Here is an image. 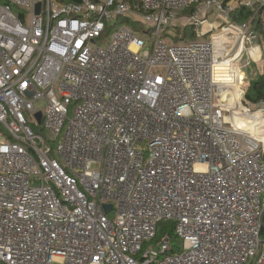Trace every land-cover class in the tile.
<instances>
[{
	"label": "built area",
	"instance_id": "obj_1",
	"mask_svg": "<svg viewBox=\"0 0 264 264\" xmlns=\"http://www.w3.org/2000/svg\"><path fill=\"white\" fill-rule=\"evenodd\" d=\"M259 24L264 0H0V264H264Z\"/></svg>",
	"mask_w": 264,
	"mask_h": 264
},
{
	"label": "rangeland",
	"instance_id": "obj_2",
	"mask_svg": "<svg viewBox=\"0 0 264 264\" xmlns=\"http://www.w3.org/2000/svg\"><path fill=\"white\" fill-rule=\"evenodd\" d=\"M216 16H217V10L214 9V11L211 12L210 14H208L205 18H207L210 23L216 24L217 23L216 19H215ZM236 21L239 22L238 20H236ZM144 23L141 20H139V21H134L133 23H130V24L124 23L123 25H125L126 27H129L132 30L137 31L139 33L140 38H143V39L149 41V46H150L154 43L155 40L151 36H149V37H143L142 36V32L147 29V25H145ZM218 23H219L218 24L219 26L222 25L221 22H218ZM123 25L120 24L118 26H115L113 24H108L106 32L104 33L102 38H100L97 41L96 47L100 48V49H107L112 43L114 33L117 31V29L119 27H121ZM148 25H150V24H148ZM230 25H231V21L228 20L224 26L217 28L215 30V32L217 33L219 31H222V30L228 28ZM260 27H261V25H260ZM154 31L155 30H151L152 35H153ZM192 36H193V29H191V28L186 29V28L181 27L180 29L179 28L170 29L167 33L162 34L161 38L168 45H177V44H182V43H189L192 41H196L198 39L197 37L192 39L191 38ZM207 40H210V36H207L206 38L203 39V41H207ZM261 43H262V41H261ZM258 57H260V56H258ZM263 72H264V61H262V59L261 60H255L254 64L248 69L247 76L249 78V81L251 82V80H256L257 78L260 77V76L258 77V74L263 73ZM44 136L47 139L49 138L47 133L44 134ZM51 147L54 150L52 157L60 160L59 155L57 153V144L51 143ZM175 241H177V244L181 245V241L179 239L175 238Z\"/></svg>",
	"mask_w": 264,
	"mask_h": 264
},
{
	"label": "trees",
	"instance_id": "obj_3",
	"mask_svg": "<svg viewBox=\"0 0 264 264\" xmlns=\"http://www.w3.org/2000/svg\"><path fill=\"white\" fill-rule=\"evenodd\" d=\"M58 1L79 3L82 0H58ZM252 14L253 13L249 10H240L233 14V20L234 21L238 20L239 22L247 21L250 19ZM126 23L130 24L131 22L127 21ZM258 31L260 32L261 36L264 34V30L262 29V27H260V25L258 26ZM195 37L197 36L193 32V36L191 38L193 39ZM244 100L246 104H252V105H256L260 101H264V74H262L256 80H252L251 87L247 92Z\"/></svg>",
	"mask_w": 264,
	"mask_h": 264
},
{
	"label": "bare ground",
	"instance_id": "obj_4",
	"mask_svg": "<svg viewBox=\"0 0 264 264\" xmlns=\"http://www.w3.org/2000/svg\"><path fill=\"white\" fill-rule=\"evenodd\" d=\"M241 119L235 121L236 123H232V126H234L235 128H242L245 131H251L253 130V126L250 125L248 122L246 121H240ZM257 121L259 123L263 122V119L261 117L257 118Z\"/></svg>",
	"mask_w": 264,
	"mask_h": 264
},
{
	"label": "crops",
	"instance_id": "obj_5",
	"mask_svg": "<svg viewBox=\"0 0 264 264\" xmlns=\"http://www.w3.org/2000/svg\"><path fill=\"white\" fill-rule=\"evenodd\" d=\"M261 41H262V43H261ZM259 45L261 46V49H260L261 51H260L259 54H260L261 56H263L262 58H264V53H263V52H264V38H263V36H261V39L259 40ZM263 61H264V59H263ZM262 74H264V72L258 74V77L261 76Z\"/></svg>",
	"mask_w": 264,
	"mask_h": 264
}]
</instances>
